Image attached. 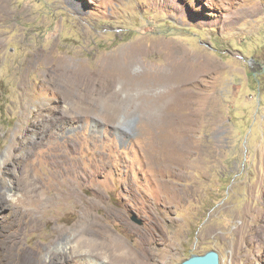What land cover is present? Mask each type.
<instances>
[{
  "label": "rangeland",
  "instance_id": "rangeland-1",
  "mask_svg": "<svg viewBox=\"0 0 264 264\" xmlns=\"http://www.w3.org/2000/svg\"><path fill=\"white\" fill-rule=\"evenodd\" d=\"M1 179L25 264H264V0H0Z\"/></svg>",
  "mask_w": 264,
  "mask_h": 264
},
{
  "label": "bare ground",
  "instance_id": "bare-ground-1",
  "mask_svg": "<svg viewBox=\"0 0 264 264\" xmlns=\"http://www.w3.org/2000/svg\"><path fill=\"white\" fill-rule=\"evenodd\" d=\"M129 59L133 61V57H130ZM127 62H129V60H127ZM128 64L129 63H126V66H128ZM187 70L186 66L180 64L171 65L169 66L168 72H160L157 75V81L171 83L176 80H182L180 77L184 78L183 71L187 72ZM123 75L127 76V72L125 70H123ZM134 79L144 80L145 78L142 77ZM153 83L156 84V80ZM4 186L5 181L1 179L0 189ZM8 188L7 191L11 193V190ZM8 192L3 194L0 191V212L3 210L7 212L3 216L4 220H0V262L5 258H12L16 264H25V261H27L30 257V253L26 249L25 245L21 244L22 237L27 234V232L36 231L38 227L25 223V206L27 205L25 195L22 194L21 196H15L14 198V196L10 197L11 194ZM5 209H8V211ZM30 246L36 251L39 249L37 240L32 241Z\"/></svg>",
  "mask_w": 264,
  "mask_h": 264
},
{
  "label": "water",
  "instance_id": "water-1",
  "mask_svg": "<svg viewBox=\"0 0 264 264\" xmlns=\"http://www.w3.org/2000/svg\"><path fill=\"white\" fill-rule=\"evenodd\" d=\"M131 219L137 224H142L141 219L136 215H132ZM176 264H219V253L215 249H209L203 253H192Z\"/></svg>",
  "mask_w": 264,
  "mask_h": 264
},
{
  "label": "flooded vegetation",
  "instance_id": "flooded-vegetation-1",
  "mask_svg": "<svg viewBox=\"0 0 264 264\" xmlns=\"http://www.w3.org/2000/svg\"><path fill=\"white\" fill-rule=\"evenodd\" d=\"M134 120H135V119H133V121H131V123H130L131 125H132V122H134Z\"/></svg>",
  "mask_w": 264,
  "mask_h": 264
}]
</instances>
